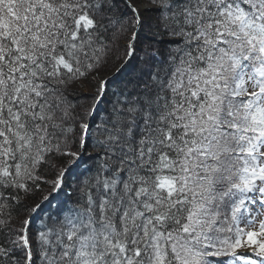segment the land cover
Wrapping results in <instances>:
<instances>
[{"label":"snow or ice","instance_id":"snow-or-ice-1","mask_svg":"<svg viewBox=\"0 0 264 264\" xmlns=\"http://www.w3.org/2000/svg\"><path fill=\"white\" fill-rule=\"evenodd\" d=\"M0 264H264V0H0Z\"/></svg>","mask_w":264,"mask_h":264}]
</instances>
